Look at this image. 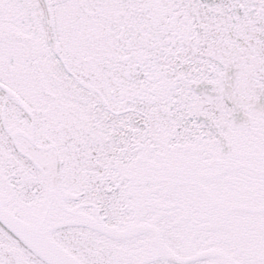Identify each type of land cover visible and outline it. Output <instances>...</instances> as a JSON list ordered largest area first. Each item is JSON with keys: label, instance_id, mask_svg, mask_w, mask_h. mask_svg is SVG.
<instances>
[{"label": "snow or ice", "instance_id": "6c2138e0", "mask_svg": "<svg viewBox=\"0 0 264 264\" xmlns=\"http://www.w3.org/2000/svg\"><path fill=\"white\" fill-rule=\"evenodd\" d=\"M0 264H264V0H0Z\"/></svg>", "mask_w": 264, "mask_h": 264}]
</instances>
